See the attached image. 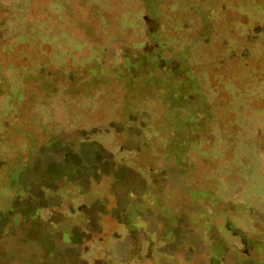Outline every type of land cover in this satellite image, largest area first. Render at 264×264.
Listing matches in <instances>:
<instances>
[{
	"label": "rangeland",
	"instance_id": "rangeland-1",
	"mask_svg": "<svg viewBox=\"0 0 264 264\" xmlns=\"http://www.w3.org/2000/svg\"><path fill=\"white\" fill-rule=\"evenodd\" d=\"M242 235L264 0H0V264H241Z\"/></svg>",
	"mask_w": 264,
	"mask_h": 264
},
{
	"label": "flooded vegetation",
	"instance_id": "flooded-vegetation-1",
	"mask_svg": "<svg viewBox=\"0 0 264 264\" xmlns=\"http://www.w3.org/2000/svg\"><path fill=\"white\" fill-rule=\"evenodd\" d=\"M242 238V245L238 251L239 257L242 259L241 264H256L257 261L259 264L264 263V240H249L246 239L244 235H242ZM256 241H260L263 244L259 245L255 243ZM214 245H216L215 247L219 248L220 251L225 252L227 250V246L224 243H214L212 246Z\"/></svg>",
	"mask_w": 264,
	"mask_h": 264
},
{
	"label": "trees",
	"instance_id": "trees-1",
	"mask_svg": "<svg viewBox=\"0 0 264 264\" xmlns=\"http://www.w3.org/2000/svg\"><path fill=\"white\" fill-rule=\"evenodd\" d=\"M146 57V56H145ZM141 63V65H143V63L145 64V66H146V64H148L149 62L146 60V58L145 59H142V60H140L139 61V64ZM150 69V68H149ZM17 98H18V96H16Z\"/></svg>",
	"mask_w": 264,
	"mask_h": 264
}]
</instances>
